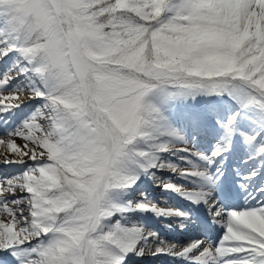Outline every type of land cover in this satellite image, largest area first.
Returning a JSON list of instances; mask_svg holds the SVG:
<instances>
[{"label": "snow or ice", "instance_id": "obj_1", "mask_svg": "<svg viewBox=\"0 0 264 264\" xmlns=\"http://www.w3.org/2000/svg\"><path fill=\"white\" fill-rule=\"evenodd\" d=\"M142 262L264 264V0H0V264Z\"/></svg>", "mask_w": 264, "mask_h": 264}, {"label": "bare ground", "instance_id": "obj_2", "mask_svg": "<svg viewBox=\"0 0 264 264\" xmlns=\"http://www.w3.org/2000/svg\"><path fill=\"white\" fill-rule=\"evenodd\" d=\"M158 193H161V190H158ZM162 196L160 195V197L158 198L161 201V204H160L161 207H165L167 205H172V204L177 203V201L175 199H172L170 201H166V203H164L163 202L164 197H162ZM154 221L155 220L152 219V221H150V223L158 226L161 229V234L162 235H166L169 239H178L181 244L185 243V242H182V241H185L183 236H181V237H173V235L171 233H167L166 231H164L163 227H162L163 226L162 221H155V222ZM212 234H214V235L216 234L217 235L218 234V230L216 232H213ZM142 264H144V262H142Z\"/></svg>", "mask_w": 264, "mask_h": 264}, {"label": "rangeland", "instance_id": "obj_3", "mask_svg": "<svg viewBox=\"0 0 264 264\" xmlns=\"http://www.w3.org/2000/svg\"><path fill=\"white\" fill-rule=\"evenodd\" d=\"M34 103V102H33ZM17 143L18 144H20V143H22V141H20V140H17ZM165 175H167V174H165ZM158 190H160L159 188H151V189H149V191L151 192V194L152 195H154V196H156L157 198H159L160 197V195L162 196V197H164V200H163V202L164 203H166V201H170V200H172V199H168L166 196H164V194L161 192V193H158ZM150 221H152V219H150ZM155 222V221H154ZM163 223V222H162ZM163 227V226H162ZM165 231V230H164ZM219 231V230H218ZM216 234L214 235V234H212V237H213V239H215L216 238ZM184 237V240L185 241H182V242H187V239H188V237H186V236H183Z\"/></svg>", "mask_w": 264, "mask_h": 264}]
</instances>
